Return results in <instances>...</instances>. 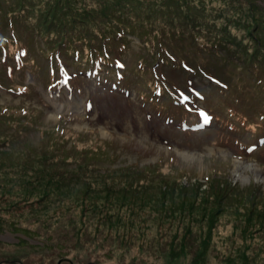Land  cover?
Listing matches in <instances>:
<instances>
[{"label":"rangeland","instance_id":"1","mask_svg":"<svg viewBox=\"0 0 264 264\" xmlns=\"http://www.w3.org/2000/svg\"><path fill=\"white\" fill-rule=\"evenodd\" d=\"M118 1L0 0V264H264V0L124 2L164 61L128 36L120 83L86 44L52 74L51 18Z\"/></svg>","mask_w":264,"mask_h":264},{"label":"trees","instance_id":"2","mask_svg":"<svg viewBox=\"0 0 264 264\" xmlns=\"http://www.w3.org/2000/svg\"><path fill=\"white\" fill-rule=\"evenodd\" d=\"M131 0H123L118 1L116 6L113 7V12L111 13V17L108 18L110 22H106L102 20V13L98 18L89 19L85 18L83 21H79L83 24L82 27H79L78 25L74 24L75 26H72L71 24H68V20L63 18V25H60L57 19L58 15H54L53 18H51V22H55L56 26L46 25V29L43 31L46 35H52V44L56 45L57 48H52L51 46L48 47L47 51L49 52V56L47 60H51L55 62V58L58 57L62 62L68 63L67 56H70L71 59L69 61H73L76 63L84 62L86 59V55L84 56L78 48H76L77 44L84 46V44L87 45L88 51H89V57H90V65L92 66L93 62L97 60L98 57H100L101 61L103 60L104 64L113 63L116 59H121L118 56L114 54H108V50L110 46L112 45H120L123 49L126 47V43H128L127 37L132 36L134 39H137L138 41L145 42L148 41L150 45L149 51L151 53H156L159 56L162 55L163 47L165 46L166 37L171 35L172 33H164V34H147L144 35L143 31H146L142 23L135 24V20H133V16L129 17L130 21H122L121 19V9L123 7L124 2L130 3L133 7L134 13L137 16H141L144 12H149L152 8L155 10L157 7L158 0H151V1H145V6L143 4L134 5ZM134 1V0H132ZM139 8H136V7ZM6 15L5 9L1 10ZM11 13L10 11H8ZM133 13V14H134ZM169 17H172L171 14H168ZM130 16V15H129ZM75 20H71L73 23H77L76 21L79 20V17H74ZM146 18H150L149 15L146 16ZM1 20V18H0ZM20 19L14 18L9 19L8 17H5V27H8L9 25L11 27H15V22H19ZM22 20V17H21ZM137 24L139 27L143 29V31L135 32L134 30H137ZM147 26L148 24L145 23ZM120 48V49H121ZM101 53L103 55H101ZM157 60V59H154ZM161 62L158 60V63ZM78 72V70H76Z\"/></svg>","mask_w":264,"mask_h":264},{"label":"bare ground","instance_id":"3","mask_svg":"<svg viewBox=\"0 0 264 264\" xmlns=\"http://www.w3.org/2000/svg\"><path fill=\"white\" fill-rule=\"evenodd\" d=\"M79 21H80V20H77L76 22H79ZM74 24H76V23H73L72 26H74Z\"/></svg>","mask_w":264,"mask_h":264}]
</instances>
